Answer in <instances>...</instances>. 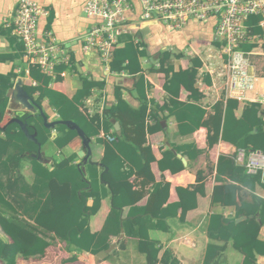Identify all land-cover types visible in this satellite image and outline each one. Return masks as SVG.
Returning a JSON list of instances; mask_svg holds the SVG:
<instances>
[{
    "label": "trees",
    "instance_id": "1",
    "mask_svg": "<svg viewBox=\"0 0 264 264\" xmlns=\"http://www.w3.org/2000/svg\"><path fill=\"white\" fill-rule=\"evenodd\" d=\"M259 21V17L252 16L246 21V25L251 35L260 36L264 41V31L258 26ZM204 25H207L209 33H212L213 24ZM4 35L9 37L11 42H16V39L10 36V29L5 30ZM124 36V46L113 50L109 70L112 73L137 76L136 90L141 102L137 109L131 108L117 90L115 105L106 108L101 115L86 116L80 110L82 100L89 97L94 89H102L105 83L83 80L81 89L72 99H68L63 94L48 88L51 78L41 73L37 66H31L28 72L30 79L37 85L23 87L42 109H44L43 100L47 99L49 106L55 110L57 119L75 123L87 139L98 136L100 130H103L108 137L109 131L113 128V121L120 124V135L111 134L114 141L108 142L104 138L97 139V142L104 146L101 164L106 168V172L102 180L108 184L113 197L112 209L98 233L90 232L89 220L99 210L101 194L98 187L87 178L82 166L76 163L77 155L70 154L61 160L53 161L51 165H48L47 159L38 160L33 157V155H42V147L48 143H52L58 150L64 149L72 139L78 136L77 132L67 126L57 125L54 128L57 136L53 142H50L53 129L45 128L41 116L37 113L15 116L14 118H18L25 125L28 135H35L36 143L30 140L21 127L12 121L13 118L9 119L6 113L9 103L7 93L14 86L18 75L13 71L0 74L1 264H16L18 257L23 259L42 257L50 245L47 240L50 235L65 243L68 250L96 255L106 251L110 246V238L119 236L122 230L126 236L139 239L138 250L146 255V264H180L168 251H165L162 258L158 260L159 251L155 243L148 238V231L151 227L148 222L152 219L165 221L167 218L165 211L160 208L161 204L160 207H155L153 203L159 198L161 192H167L168 185L164 188L161 185H155L154 192L150 194L148 205L145 208L134 209L137 212L134 217H126L124 221L121 218V211L125 205L132 207L142 198V194L132 191L130 177L136 174L152 180L149 176V165L154 158L151 156L150 148L142 147L146 142L147 131L161 130L162 119L157 112L168 110L167 106L149 110L139 61L146 55L144 45L135 34ZM208 39H211L213 45L221 50L222 44L213 42L210 34ZM254 46L243 44L241 50L250 52ZM15 52V55H0V63L21 58L22 45L18 42L15 44ZM181 57L173 52H162L158 59L159 67L155 71L165 75L164 89L166 92H172L174 97H178V90L183 87L190 92L191 99L198 101L202 95L195 88V83L201 61L193 56L188 69L175 71L172 60ZM63 69H65L64 66H59L56 72ZM59 79L57 77L56 81ZM174 87L176 91H173ZM170 103L175 107L191 110L192 116L195 112L197 121L204 115V112L197 106L184 105L175 100H171ZM237 104L235 99L227 100L226 109L223 112L222 102H218L214 106V116H209L207 121L203 122V125L208 128L211 124L214 125L212 136L207 137L208 147H213L221 139L233 145L237 150L264 153L263 122L258 117L260 104H247L240 120H236L233 111ZM148 119L153 121V127L146 126ZM173 156V149L166 150L163 153V160H170ZM24 164H29L33 174L31 184L26 182L22 174ZM126 164L129 166L127 172L124 171ZM89 168L96 169L95 166H89ZM182 170L181 165L173 169L175 173ZM235 170L239 173L243 172L242 169L234 166L233 160L220 157L216 180H220L221 172ZM252 182L263 183L258 174L253 177ZM203 183L204 177L198 173L197 186L194 189L192 187L176 189L181 199L174 210H182L181 219L187 211L196 206V192L203 188ZM261 185L264 187V184ZM235 190L234 185L217 186L214 188L213 201H219L223 205L233 203ZM90 199L92 204L88 206L87 202ZM187 201H192V203L188 204ZM247 207L252 214L247 215L249 219L238 225L234 224V221H226L227 228L221 227L220 218L211 216L208 233L212 239L216 240L221 239L223 234H229L226 235L225 240L233 237L234 246L246 254L244 264H254L255 256L247 249L245 242L250 231L248 240L254 237L260 228L252 216L259 212L262 223H264V202L254 197L253 204ZM154 227L165 229L162 224ZM212 250L211 247L207 250L205 264H210L214 258L215 250L211 252ZM73 260L74 258H71L68 261Z\"/></svg>",
    "mask_w": 264,
    "mask_h": 264
},
{
    "label": "crops",
    "instance_id": "2",
    "mask_svg": "<svg viewBox=\"0 0 264 264\" xmlns=\"http://www.w3.org/2000/svg\"><path fill=\"white\" fill-rule=\"evenodd\" d=\"M34 1L47 12L46 16L40 17L38 33H52L61 46L69 51L73 61L71 68H65L58 73L55 68L52 75H46L51 78L48 88L72 99L81 89L83 80L104 82L105 85L102 89H94L89 97L82 100V107L89 112V117L94 114L101 115L106 108L115 105V92L117 90L131 108L137 109L141 105L136 90L137 76L112 73L110 70L109 73H105L97 53L84 51L86 34L95 24L100 23L98 20L86 18L84 15L83 8L86 0ZM17 3L18 0H0V55L16 54L15 44L17 40L15 43L11 42L10 38L4 34L5 30L8 29L6 22L13 16ZM132 3L135 10L129 15V19L133 18L130 21L135 22L139 16V6L136 0H132ZM193 26L189 25L182 30L169 31L166 27L157 24L147 26L134 33L139 40H142L146 52L145 57L139 61L148 108L152 111L153 109L156 110V107L167 106L168 110L157 112L162 119L161 130L147 131L146 142L142 147L150 148L151 156L154 158L149 165V176L152 180L136 174L130 177L129 182L132 184V191L136 194H142V198L132 207L125 205L121 211V218L124 221L126 217H134L137 215L134 209L145 208L148 205L150 194L152 191L154 192L155 185H161L163 188L168 185L167 192H161L159 198L153 203L155 207H160L161 204L160 208L165 211L167 218L165 221L152 219L148 222L151 226L148 231V238L155 243V247L159 251L158 260L162 258L165 251H168L180 264H205L207 250L211 247L213 248L211 252L215 250V254L210 264H244L246 254L234 246L233 237L225 240L226 235L229 234H223L219 240L212 239L208 233V225L211 216L220 218L222 228H227L226 221H234L236 225L247 221L249 219L247 215L251 214L247 206L253 204V198H259L264 202V187L261 185L264 182L261 173L257 174L263 183L252 182L253 177L257 174L247 173L244 166L245 158L243 161L236 159L237 153L242 150H237L233 145L221 139L213 147H208L207 137L208 135L212 136L214 125L211 124L208 128L203 125V122L207 121L209 116H214V106L218 102H222L223 112H225L227 100L230 98H225L221 92L214 93L212 95L213 100L204 96V93L216 82V79L205 71L206 64L212 63L213 68L220 66V62L217 60L219 49L213 45L211 39H208L209 34L212 36L213 29L212 33H209L207 25ZM124 35H131V33L127 32L121 35L116 48L124 46ZM10 36L13 37L11 32ZM164 51L182 56L172 60L175 71L188 69L190 59L193 56L201 61L195 83V88L202 95L198 101L191 99L190 92L183 87L178 90V97H174L172 92L165 91L166 77L163 73L155 71L159 67L160 54ZM263 60L264 57H261L255 62ZM26 69L27 64L21 58L0 63V74H7L11 71L18 74V71H21L20 79L23 87L31 86V83L34 82L25 74ZM60 73H64V76L62 77ZM57 77L60 78L58 81H56ZM173 91H176L175 87ZM171 100L184 105L197 106L204 112L202 119L197 121L195 112L192 116L191 110L175 107L170 103ZM237 102V107L233 111L236 120H240L247 104H260L258 117L263 122L264 130V88H260L258 94H249L246 101ZM43 106L49 121L58 120L55 110L49 106L47 99L43 100ZM19 111L20 108L15 103H8L6 113L9 119L17 116ZM116 125L119 126V131L116 130ZM146 126L153 127L154 125L147 120ZM120 131V124L113 121V128L109 131L108 137L103 130H100L98 136L89 139V161L91 163L101 164L103 157L104 146L98 143L97 139L104 138L108 142H112L114 137L111 134L115 133L119 136ZM56 136L57 132L53 129L50 142H53ZM107 138L113 140L110 141ZM169 149L174 150V156L170 160H163V153ZM243 152L248 153V151ZM70 154L77 155L76 163L82 166L87 178L98 187L101 194L99 210L89 220L90 232L98 233L113 206V197L108 184L101 182L103 168L83 163L87 150L79 136L72 139L64 149L58 150L52 143L42 147V160L47 159L48 165ZM220 157L233 160L234 166L242 169L243 172L239 173L237 170L221 172L219 174L220 180H216ZM179 165L183 167V170L175 173L173 169ZM89 166H95L96 169H91ZM128 170L129 166L126 164L124 171L127 172ZM198 173L204 177L203 188L196 192V206L187 211L181 219L182 210H174L181 199L176 189L190 187L194 189L197 186ZM22 174L28 184L33 182V174L29 164H24ZM225 185H234L236 188L233 203L223 205L219 201L214 202V188ZM187 203L190 204L192 201H187ZM91 204L92 200L90 199L87 205L91 206ZM240 210L242 211L240 212ZM252 218H255L260 228L258 233L248 240L251 231L249 232L246 236L245 245L255 256L254 264H264V223H262L259 212ZM157 224L164 225L165 229L154 227ZM0 237H2L1 234ZM47 240L50 245L42 257L29 259L18 257L16 264H146V255L138 250L139 239L126 236L123 230L119 236L110 238V246L114 245V248L102 258L97 257L101 252L92 255L88 252L68 250L65 243L53 238L52 235ZM71 258L74 260L68 261Z\"/></svg>",
    "mask_w": 264,
    "mask_h": 264
},
{
    "label": "built area",
    "instance_id": "3",
    "mask_svg": "<svg viewBox=\"0 0 264 264\" xmlns=\"http://www.w3.org/2000/svg\"><path fill=\"white\" fill-rule=\"evenodd\" d=\"M136 1L139 16L135 22H131L129 15L135 10L132 0H86L84 15L100 23L86 34L84 51L97 53L105 73L110 72L109 64L119 37L127 32L134 34L157 24L169 31L182 30L189 25L213 24L212 40L222 44L217 55L220 66L213 68L212 63L206 64L205 71L216 82L204 96L213 100L212 95L221 92L225 98L246 101L249 94H258L259 89L264 88V60L255 62L264 57V41L260 36L251 35L246 25L250 17H259L258 26L264 31V0ZM46 15L47 12L34 0H18L13 16L6 22L11 35L22 45L21 59L27 64L26 75L31 66H37L45 75H52L59 66L72 67L69 51L61 46L52 33H38L40 17ZM243 44L255 47L245 52L241 50ZM20 74L21 71H18L16 81L20 79ZM60 74L64 76V73ZM31 85L36 86V83L32 82ZM80 110L86 116L89 115L83 107ZM148 122L153 123L151 119ZM244 158L247 173H261L264 182V153L249 151L245 154L239 151L236 159L243 161Z\"/></svg>",
    "mask_w": 264,
    "mask_h": 264
},
{
    "label": "water",
    "instance_id": "4",
    "mask_svg": "<svg viewBox=\"0 0 264 264\" xmlns=\"http://www.w3.org/2000/svg\"><path fill=\"white\" fill-rule=\"evenodd\" d=\"M7 97L9 98L10 103H15L17 106H19L20 111L17 113L18 117H21L26 113H31V114L37 113L39 116H41L44 127L47 129H54L57 125H64L72 130H75L77 132V135L82 139L83 145L85 149L87 150V154L83 159V163H88L89 165H95V166H99L103 168V173L101 174V178H102L104 172H106V169L101 164H97V163L93 164L89 161V157H90L89 139L85 137L83 131L75 123L71 121H61V120L49 121L44 110L41 107H39L35 103V101L24 90L22 81L20 79L17 80L13 88H11L8 91ZM12 121L16 122L21 127V129L25 132L28 138L36 143L35 135H28L25 125L21 123L18 118H13ZM116 130L119 131L118 125H116ZM33 157L38 158V160H42V155L40 154H38L37 156L33 155ZM101 182L103 184H106V182L103 181L102 179H101ZM113 248H114V245H111L106 251L99 253L97 257L102 258L108 252H110Z\"/></svg>",
    "mask_w": 264,
    "mask_h": 264
}]
</instances>
